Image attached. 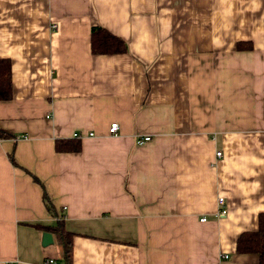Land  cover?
<instances>
[{
    "label": "crops",
    "instance_id": "0c3cea01",
    "mask_svg": "<svg viewBox=\"0 0 264 264\" xmlns=\"http://www.w3.org/2000/svg\"><path fill=\"white\" fill-rule=\"evenodd\" d=\"M0 60V264H258L264 0H0Z\"/></svg>",
    "mask_w": 264,
    "mask_h": 264
},
{
    "label": "trees",
    "instance_id": "16d2710c",
    "mask_svg": "<svg viewBox=\"0 0 264 264\" xmlns=\"http://www.w3.org/2000/svg\"><path fill=\"white\" fill-rule=\"evenodd\" d=\"M100 29H92L91 34L99 32ZM91 54H108L123 52V46L114 37L103 35L98 40L90 41ZM11 94L10 76L7 61L0 60V101H6ZM11 134L0 130V139H8ZM56 152H75L79 149L78 143L73 140H54L53 146ZM10 159V158H9ZM32 180L35 181L34 178ZM43 199H45L43 195ZM59 223V222H58ZM57 236L60 258L65 262L69 261L70 256V235L62 230L61 224H56L53 229ZM235 251L237 253H255L258 258V264H264V212L259 213L256 220V231L240 234L235 242Z\"/></svg>",
    "mask_w": 264,
    "mask_h": 264
},
{
    "label": "built area",
    "instance_id": "2783aa9c",
    "mask_svg": "<svg viewBox=\"0 0 264 264\" xmlns=\"http://www.w3.org/2000/svg\"><path fill=\"white\" fill-rule=\"evenodd\" d=\"M107 131H108V134L109 135H115V134H117V124L115 122H111V124H109L108 127H107ZM73 136L75 138H78V135H76V134H74ZM148 139H149L148 136H142L140 139H137L135 141V144L136 145H140L142 142H146ZM218 155H219V153L218 152H215L214 156H218ZM215 201H216V205L218 207L215 216L216 217L217 216L218 217L224 216L225 209L222 207V202H223L222 201V198L216 197V200ZM45 262H46V264L52 263L51 259H47V260H45ZM3 264H8V263L4 262ZM13 264H16V263H13Z\"/></svg>",
    "mask_w": 264,
    "mask_h": 264
},
{
    "label": "water",
    "instance_id": "95a60500",
    "mask_svg": "<svg viewBox=\"0 0 264 264\" xmlns=\"http://www.w3.org/2000/svg\"><path fill=\"white\" fill-rule=\"evenodd\" d=\"M43 242H50V236L47 233L42 234Z\"/></svg>",
    "mask_w": 264,
    "mask_h": 264
}]
</instances>
